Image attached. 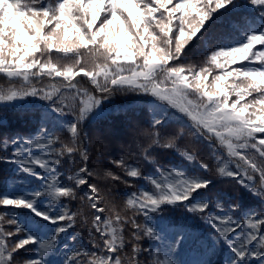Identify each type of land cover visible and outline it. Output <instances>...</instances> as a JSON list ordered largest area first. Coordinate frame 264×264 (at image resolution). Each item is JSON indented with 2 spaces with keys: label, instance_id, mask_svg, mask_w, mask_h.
<instances>
[{
  "label": "snow or ice",
  "instance_id": "snow-or-ice-1",
  "mask_svg": "<svg viewBox=\"0 0 264 264\" xmlns=\"http://www.w3.org/2000/svg\"><path fill=\"white\" fill-rule=\"evenodd\" d=\"M245 3L257 20L240 14ZM193 46L202 52L199 62L188 56ZM81 74L91 89L76 79ZM0 75L6 78L0 109L9 106L35 120L26 132L0 136V162L15 165L0 182V220L7 217L11 229L0 225V264H49L45 258L58 250L59 236L78 218L80 227L88 225L82 208H70L77 199L94 210L91 247L65 251L59 264H176L172 244L155 253L140 243L159 234L136 217L148 221L166 206L184 208L210 225L206 239L180 231L208 250L226 247L223 264H264V0H0ZM58 78L67 83L52 82ZM117 94L131 99L106 107ZM29 98L45 103H26ZM144 111L151 114V131L142 133L148 142L136 147L154 171L144 172L136 153L111 159L124 176L106 170L103 178L136 189L125 202L132 216L114 210L102 216L108 209L98 207L104 196L90 181L97 174L88 167L85 125L131 122ZM172 123L181 132H169ZM183 129L204 146L206 158L179 147ZM112 132H98L97 145L103 147ZM157 150L174 151L181 163L160 164ZM77 155L80 166L65 182L59 168L65 160L75 164ZM207 172L233 180L259 208L225 206L223 193L210 200ZM125 177L149 187L137 188ZM28 181L35 187H24ZM128 224L134 231L126 241ZM21 250L28 255L18 259ZM142 253L163 259L142 261Z\"/></svg>",
  "mask_w": 264,
  "mask_h": 264
},
{
  "label": "trees",
  "instance_id": "trees-1",
  "mask_svg": "<svg viewBox=\"0 0 264 264\" xmlns=\"http://www.w3.org/2000/svg\"><path fill=\"white\" fill-rule=\"evenodd\" d=\"M240 14L243 15L249 22L258 19L257 11L245 3V7L240 10ZM85 55L87 60V54L84 50H81ZM188 56L190 61L199 62L202 58V52L197 46H193L188 50ZM55 59V57H53ZM185 61V63L190 62ZM215 71V70H214ZM80 83L88 88L93 86L87 82V78L80 77L76 78ZM40 86L39 81H33ZM49 78L44 77L43 83H48ZM56 82L67 83L66 81H60L58 78ZM0 85H6V78L0 75ZM131 97L123 96L117 94L112 101L107 104L108 108H112L115 104H122L129 102ZM26 103L42 105L44 103L39 102L38 99L29 98ZM0 117L3 118V124L0 126V136L7 133L12 135L18 132H26L30 130L35 124V120L22 119L20 115L14 111L9 106H4L0 109ZM151 114L147 111L138 113L134 116L131 122L127 120H109L101 121L95 125L89 126L85 125V131L89 135V139L83 141L84 145L87 147L90 155L88 161V167L90 170L94 171L97 175L95 178H90V181L96 183L101 189L102 195L104 196V201L98 204V207H103L108 209L105 213L101 215H109L112 210L119 212L122 216H132V211L126 207V199L131 191L136 190L135 188H130L126 186L121 181H111L110 179H104L103 174L106 170H112L117 175L124 176L123 172L117 168L115 165L111 164V159L119 158L120 156L129 155L131 153H136V160L139 162L142 170L146 173H151L154 171V166L144 163L142 158L139 157V150L136 147L137 143L146 144L148 142L147 137L142 135L145 131L150 132L149 121ZM113 129L112 135L109 137L108 142L100 147L95 142V136L98 132L108 135V129ZM168 131L171 133L181 132V125L179 124H169ZM141 133V135H137ZM61 135L62 139L67 140L65 133H58ZM178 145L182 149H187L188 151H197L199 157H207V150L203 145L195 142L191 135L188 133L187 129H183L182 138L178 139ZM59 146V145H57ZM157 157L160 164H180V158L176 155L174 151L168 150H157L153 153ZM75 164H70L65 160L59 168V171L63 172L65 175L62 179L67 182L66 176L70 171L75 170L76 167L80 166V158L77 155L74 157ZM213 163V161H209ZM15 169V165L0 162V182L3 181L4 177L9 176ZM207 175L213 180L212 185L207 190V196L211 200L216 193H223V203L225 206L232 203H239L244 209H258L259 203L256 198L251 196L248 192L244 191L240 186L235 184L230 178H219L214 175L213 172L202 173ZM130 179L131 183L136 185L137 188L143 186L148 188V184L143 179ZM36 181L24 182L23 186L30 189L35 187ZM0 187H3L0 184ZM83 189L80 194H83ZM70 208L72 211H77L82 208L83 215L88 221V225L85 227H80L83 221L78 218L77 225L70 229L67 233H63L59 236L57 244L59 248L53 254H50L45 259L49 261V264H59L60 261L66 259L65 251L70 255L72 250L81 248H90L89 237H88V226H90L92 213L94 210L88 205H81L79 199L71 202ZM2 211V210H0ZM236 215H239L238 213ZM7 217L4 220H0V225L4 226L7 230ZM137 223H149L150 226L156 228L159 239H152L145 237L140 243L142 248H150L153 252H162L166 245L172 244L175 247V252L172 253V259L176 261V264H204L206 261H210V264H223L224 258L229 255L226 247L222 244H217V246L208 250L206 247L199 244H194L190 238H187L186 233L180 231V229H186L192 233H195L199 239H206L209 235L213 233V229L208 223H206L199 215H194L188 213L186 209L180 207L166 206L163 212H158L150 214L148 221H145L142 216H137ZM134 231L131 224L125 226V238L126 241L131 239V233ZM239 231V230H238ZM73 233H76L75 238H73ZM181 241V243H177ZM126 252L130 254L131 245L128 244L125 249ZM28 255L23 250L18 254L19 257ZM153 258L163 259L162 255L156 257L150 255L149 253H142L140 259L148 260L149 262ZM252 264H256L253 260Z\"/></svg>",
  "mask_w": 264,
  "mask_h": 264
}]
</instances>
